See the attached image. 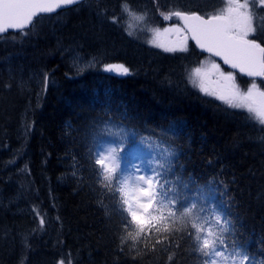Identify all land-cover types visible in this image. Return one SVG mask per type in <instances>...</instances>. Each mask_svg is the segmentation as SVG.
<instances>
[{"label": "trees", "instance_id": "1", "mask_svg": "<svg viewBox=\"0 0 264 264\" xmlns=\"http://www.w3.org/2000/svg\"><path fill=\"white\" fill-rule=\"evenodd\" d=\"M150 1L127 3L148 15ZM124 2L83 1L37 17L27 35L0 36V264H199L180 233L154 250L143 240L135 248L131 241L121 245L118 194L100 187L90 159L105 125L129 132L127 150L139 143L174 152L175 175L192 181L193 191L203 189L207 206L224 212L260 264L264 126L188 81L202 56L191 42L187 52L170 53L129 36ZM160 3L157 13L167 10ZM171 9L206 14L181 3ZM113 16L120 22L112 23ZM263 27L254 36L261 43ZM71 49L124 64L131 74L77 73L67 58Z\"/></svg>", "mask_w": 264, "mask_h": 264}, {"label": "snow or ice", "instance_id": "2", "mask_svg": "<svg viewBox=\"0 0 264 264\" xmlns=\"http://www.w3.org/2000/svg\"><path fill=\"white\" fill-rule=\"evenodd\" d=\"M80 3L81 0H0V34L15 30L27 35L26 30L34 26L37 17ZM222 3L223 7L205 15L181 10L161 11L165 21L175 17L179 24L141 30L151 33L148 44L165 52H187L188 42L192 40L203 52L219 57L232 69L248 77L264 79V43L251 38L257 31V10H264V0H222ZM122 13L137 23L146 20V13L137 14L127 0L122 4ZM111 22L119 23L120 18L113 16ZM133 28L134 25L128 23L125 31L129 36L136 35ZM105 71L131 74L124 64H107ZM188 79L202 93L216 97L230 108L245 110L250 120L264 126V90L255 79L242 91L236 76L224 72L213 60L201 61L188 73ZM44 80L47 84V74ZM111 134L120 140L112 145L99 142L90 153V159L97 166L95 172L100 187L114 196L118 194L123 228L121 245L131 241V247L135 248L143 240L145 247L151 245L154 250L165 241L171 243V238L180 233L191 241L199 264H257L238 238L233 222L216 206H207L203 189L193 191L192 181L175 175L174 152L157 144L158 154L153 152L151 159L135 163L124 155L127 148L123 141L129 132L121 130ZM145 142L141 140V144ZM43 225L41 218L40 226ZM58 264L65 262L61 259Z\"/></svg>", "mask_w": 264, "mask_h": 264}, {"label": "rangeland", "instance_id": "3", "mask_svg": "<svg viewBox=\"0 0 264 264\" xmlns=\"http://www.w3.org/2000/svg\"><path fill=\"white\" fill-rule=\"evenodd\" d=\"M169 4H166L165 6H163L160 2V0H151L150 2H152L153 6H152V9L150 10L151 12H149L148 15H152V16H149L146 15V20L142 23H137L136 21L134 20H131L128 16H127V22H126V26L128 25V23H132L134 25V28L132 29L136 35L133 36V37H137L138 40L142 41H148V39L151 38V33L148 32V31H142L141 29L142 28H161L163 29L164 27H170L171 25L173 24H179V21L173 17L171 20L169 21H165L163 19V17L160 15V13H157L156 11L158 10H162L161 7L159 6V3L161 4V6L163 7V9H167L165 10V12H168V11H171L175 5L181 3V5L184 6V8H191V7H200L202 10H205V13H211L213 12L215 9L217 8H220V7H223V3H222V0H167ZM168 7H171V8H168ZM260 11V12H258ZM137 13V12H136ZM260 13V15L258 14ZM137 14H144L143 12H140V13H137ZM257 28L259 26V24H264V22L262 23H259L261 21H263L261 18L264 17V10H257ZM127 28V27H126ZM263 31H260L257 29L256 33L254 36H259V35H263L262 33ZM254 38V37H252ZM3 42V39H0V43ZM190 42V40H189ZM188 42V44H189ZM150 47L152 48H156V47H153L152 45L148 44ZM189 48V47H188ZM160 49L161 51H163V49L161 48H158ZM69 52V55H70V63H71V66H74V70H76L77 73H82L86 70H98V71H101V72H104V73H111V74H115L117 75L116 73L114 72H107L105 71V65L107 64H103V62H101V60L97 59L96 57H85V56H82L79 54V52L71 49L70 51H67ZM165 52V51H163ZM37 54H41V51H38ZM19 54H15V56L17 57ZM40 56L42 57H45L46 55L44 54H41ZM47 58V57H46ZM205 60H213L215 61L216 63L220 64V62H218L215 58H211L209 56H206V55H203L197 60L194 62V65L192 66V68L194 67H197L200 65V62L201 61H205ZM98 64H97V63ZM113 64H117V63H113ZM121 64V63H119ZM221 66V64H220ZM191 68V69H192ZM191 69L189 70V72L191 71ZM221 69L224 71V72H232L230 70H227L226 68L224 69L222 66H221ZM188 72V73H189ZM235 76H236V82L237 84L240 86L241 90L242 91H246L247 88L251 85L252 83V80L249 79V80H246L247 82H245V85H243L242 81L239 80V78H241L238 74L232 72ZM120 76V75H119ZM187 79H188V76H187ZM262 80V79H261ZM189 81V79H188ZM264 81V79L262 80V82ZM190 82V81H189ZM257 84L259 87H261L262 90H264V88L262 87V85L260 86L259 85V82L258 80H256ZM195 87V86H194ZM199 93H201L202 95H206L205 93H202L198 87H195ZM21 89V88H20ZM22 91V89H21ZM207 97H210L212 98L213 100H217L219 101L220 103H222L223 105L225 106H228L227 104H225L223 101L217 99L216 97L214 96H210V95H206ZM235 109V108H234ZM238 110V109H236ZM241 111H243L246 116H248L249 118V115L248 113L243 110V109H239ZM24 125V124H22ZM121 131V129H119L117 126H114V125H105V126H101L100 128H98V131H97V144L99 142H103L105 144H109V145H112L114 144V142H117L120 140V137L118 136H115V135H112L111 133H116V132H119ZM23 132H25V128H23ZM96 144V145H97ZM123 144H124V141H123ZM141 147V148H140ZM154 147L152 148H149V147H145V146H142L140 145L139 143H136L133 147L129 148L127 151H128V155H129V159H132L133 162L135 163H142L144 161H147L149 159H151V153L153 152H156L158 154V149L155 148L153 149ZM163 148V147H162ZM139 158V159H136V158Z\"/></svg>", "mask_w": 264, "mask_h": 264}, {"label": "water", "instance_id": "4", "mask_svg": "<svg viewBox=\"0 0 264 264\" xmlns=\"http://www.w3.org/2000/svg\"><path fill=\"white\" fill-rule=\"evenodd\" d=\"M82 1H85V0H81V2H82ZM73 6H76V5H71V6H68V7H66V8L59 9V10H57L56 13H58V11H61V10L69 9L70 7H73ZM56 13H52V14H42L41 16L53 15V14H56ZM197 14H198V13H197ZM200 15H201V14H200ZM9 33H18V32H16L15 30H9V31H8L7 33H5V34H0V36H2V35H7V34H9ZM190 42L192 43L193 47H195V48L197 49V51H198L199 54H203V55L209 56V57H211V58H215L218 62H220L221 66H222L224 69L226 68L227 70H230V71H232V72L238 74L239 76H241L242 78H244V79H246V80H249V79L253 80V79H255V80L261 81L262 78H260V77H256V78L248 77V76H246V75L240 73L238 70H236V69H232L229 65L224 64L223 61H222L219 57L210 56L209 53H207V52H203L201 49H199V48L195 45V42H194V41L190 40Z\"/></svg>", "mask_w": 264, "mask_h": 264}, {"label": "bare ground", "instance_id": "5", "mask_svg": "<svg viewBox=\"0 0 264 264\" xmlns=\"http://www.w3.org/2000/svg\"><path fill=\"white\" fill-rule=\"evenodd\" d=\"M87 1H88V0H87ZM70 8H71V7H70ZM66 10H67V9H66ZM64 11H65V10H64ZM262 11H263V10H262ZM258 12H260V11H258ZM258 14H260V13H258ZM258 14H257V15H258ZM260 17H261V16H260ZM263 28H264V27H263ZM66 53H67V55H68V56L66 55L67 58H69V60H70V55H69V53H68V52H66ZM66 56H65V57H66ZM69 60H68V61H69ZM96 63H97V62H96ZM97 64H98V63H97ZM73 67H74V66H73ZM31 215H32V214H31ZM32 216H33V215H32ZM39 219H40V218H39Z\"/></svg>", "mask_w": 264, "mask_h": 264}]
</instances>
